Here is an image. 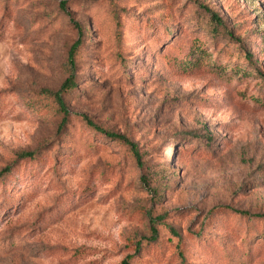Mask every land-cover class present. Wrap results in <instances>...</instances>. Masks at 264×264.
Instances as JSON below:
<instances>
[{"label": "rangeland", "instance_id": "obj_1", "mask_svg": "<svg viewBox=\"0 0 264 264\" xmlns=\"http://www.w3.org/2000/svg\"><path fill=\"white\" fill-rule=\"evenodd\" d=\"M60 1L0 0V264H264V0Z\"/></svg>", "mask_w": 264, "mask_h": 264}, {"label": "trees", "instance_id": "obj_2", "mask_svg": "<svg viewBox=\"0 0 264 264\" xmlns=\"http://www.w3.org/2000/svg\"><path fill=\"white\" fill-rule=\"evenodd\" d=\"M67 4H68L67 0H61L59 2L60 9L63 10L64 12H66ZM205 10L207 11V13L209 14V17L215 22L216 25H222L221 19L218 17V15L215 12L211 11L208 7H205ZM68 15H69V13H68ZM73 24L77 29V37L71 44L68 45L67 51H66V56H65V59L62 63V68H63L66 76H65L63 82L60 84V86L57 90L43 89L44 92H46V93L50 94L52 97H54V99L56 100V102L58 104L60 111L63 114L59 128H61L67 122V119H68L69 111L65 105L63 94L72 91L74 89V87L76 86V83H77L76 71H77V62H78L77 57H78L79 51L82 49L83 42L85 40V31H84L83 27L75 21L73 22ZM84 119L86 120V123L88 125L93 126L98 132L104 133L107 137H109L113 140H118V141H121V142L129 145V147L131 148V150L134 153V156L136 157L137 163L140 164L141 167L143 166V163L140 161L141 154L138 152L136 145L132 141L128 140V138L125 135L113 133L111 131H106V130L102 129L101 127L95 125L87 117H84ZM42 148H43V145H40L37 148H34L32 150L20 151L17 154V157L19 159L35 158L38 156V154ZM11 167H12L11 164H9L0 170V180H2L5 176H7L9 174ZM143 179L146 182V178L143 177ZM241 214L245 215L248 213L247 212H241ZM256 216L264 217V215H256ZM155 220H156L155 218L150 219V223L152 224V226L150 228L151 235L148 237V240H150V241H154L158 235L157 228L154 226ZM135 250H139V244L136 245ZM124 264H128L127 261H124Z\"/></svg>", "mask_w": 264, "mask_h": 264}]
</instances>
